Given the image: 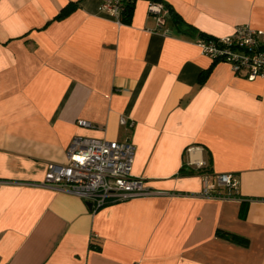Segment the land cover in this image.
<instances>
[{
    "label": "crops",
    "instance_id": "obj_1",
    "mask_svg": "<svg viewBox=\"0 0 264 264\" xmlns=\"http://www.w3.org/2000/svg\"><path fill=\"white\" fill-rule=\"evenodd\" d=\"M162 1L160 27L149 0L129 23L101 0H0V264H264V78L195 43L264 30V0ZM79 136L130 140L152 193L94 212L46 185ZM206 172L237 196H200Z\"/></svg>",
    "mask_w": 264,
    "mask_h": 264
},
{
    "label": "built area",
    "instance_id": "obj_2",
    "mask_svg": "<svg viewBox=\"0 0 264 264\" xmlns=\"http://www.w3.org/2000/svg\"><path fill=\"white\" fill-rule=\"evenodd\" d=\"M129 1L101 0L100 6L103 12L121 22ZM148 11L155 16L160 27L169 14L164 4L156 1H149ZM195 43L212 60L229 63L235 73L249 79L264 78V30L241 24L230 35L214 38L198 36ZM121 123L127 125L128 120L123 117ZM79 124L92 126L86 120H80ZM134 157L135 145L130 140L75 137L68 150L67 163L50 164L45 184L81 197L91 203V209L96 212L110 203L152 193L143 178L132 174ZM201 178L203 189L200 196H237L240 180L236 173L206 172Z\"/></svg>",
    "mask_w": 264,
    "mask_h": 264
},
{
    "label": "trees",
    "instance_id": "obj_3",
    "mask_svg": "<svg viewBox=\"0 0 264 264\" xmlns=\"http://www.w3.org/2000/svg\"><path fill=\"white\" fill-rule=\"evenodd\" d=\"M136 1L137 0H130L129 2H127L126 9L123 12L122 18H121V22L122 23H129L130 22L131 17H132L133 12H134ZM149 1L163 2L162 0H149ZM164 5L169 9L170 14L173 15L174 12H173L171 6L166 4V3H164ZM175 17H177V20H179L177 14H175ZM199 36H202L204 38H214L215 37V36H212V35H208L206 33H201ZM213 62L217 63L219 61L218 60H213ZM210 70H211V68L209 70H207L205 72V74H203L202 78H206L208 76V74L210 73ZM217 235L220 236V237H223V238L230 239V240H232L234 242L244 244V245H248L249 244V239L248 238H245L243 236H240L238 234H235V233H232V232H229V231H225V230H220L219 229V230H217Z\"/></svg>",
    "mask_w": 264,
    "mask_h": 264
},
{
    "label": "water",
    "instance_id": "obj_4",
    "mask_svg": "<svg viewBox=\"0 0 264 264\" xmlns=\"http://www.w3.org/2000/svg\"><path fill=\"white\" fill-rule=\"evenodd\" d=\"M88 206L91 208V203H88Z\"/></svg>",
    "mask_w": 264,
    "mask_h": 264
}]
</instances>
